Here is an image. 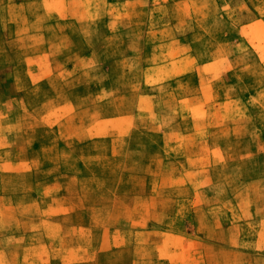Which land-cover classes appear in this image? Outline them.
Returning a JSON list of instances; mask_svg holds the SVG:
<instances>
[{"label": "rangeland", "instance_id": "374dc122", "mask_svg": "<svg viewBox=\"0 0 264 264\" xmlns=\"http://www.w3.org/2000/svg\"><path fill=\"white\" fill-rule=\"evenodd\" d=\"M0 264H264V0H0Z\"/></svg>", "mask_w": 264, "mask_h": 264}]
</instances>
